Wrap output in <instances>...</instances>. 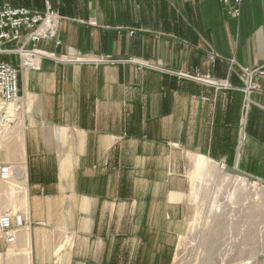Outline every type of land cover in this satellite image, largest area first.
Returning a JSON list of instances; mask_svg holds the SVG:
<instances>
[{
  "label": "crops",
  "instance_id": "1",
  "mask_svg": "<svg viewBox=\"0 0 264 264\" xmlns=\"http://www.w3.org/2000/svg\"><path fill=\"white\" fill-rule=\"evenodd\" d=\"M26 1L0 5L44 11ZM51 2L60 45L37 44L49 55L19 74L22 118L4 130L21 131L18 235L32 264H172L185 214L179 152L264 178V0L237 17L218 0ZM69 48L88 59L50 55ZM243 70L255 71L250 92Z\"/></svg>",
  "mask_w": 264,
  "mask_h": 264
},
{
  "label": "rangeland",
  "instance_id": "2",
  "mask_svg": "<svg viewBox=\"0 0 264 264\" xmlns=\"http://www.w3.org/2000/svg\"><path fill=\"white\" fill-rule=\"evenodd\" d=\"M69 49L73 50L72 48ZM65 54L60 55L63 56L62 61L71 62L70 58H76L75 56H65ZM95 60L106 61L102 57ZM250 84L254 88L246 90V92L256 89V85L252 81ZM245 85V89H247L248 82ZM247 105L246 100L244 106ZM20 132V129L15 130L12 137H9L4 131L0 132V146H2L0 154L3 155L2 151L6 150L11 154L10 159L14 157V161L5 158V162L15 165L16 174L22 178L25 166L17 162V157L21 154L20 142L17 141L19 138L17 135L21 134ZM196 154L199 153L179 152L177 162L171 165L174 172L176 171L182 178L185 186L184 193L178 196L179 202H182L185 207V214L172 264H264V218L262 219L257 215L251 218L244 202L241 203L235 197L229 198L228 193L231 192V186L219 181V177L207 175L194 182L191 179L193 167L190 157ZM15 155L17 156L15 157ZM205 158L208 162H213L217 170L228 168L249 179L264 183V178L247 174L238 166L218 162L208 156ZM20 167H22L21 172H19ZM11 183L13 187L17 186L16 183ZM194 184L198 188V197L195 200L190 197L191 188ZM20 187L25 186L20 185ZM8 189L9 183L0 181V213L11 212L16 214L19 211L22 213L21 211L27 207L25 203H28V197L24 198L23 192L20 193L17 188H15L14 193L9 192L10 189ZM213 196H215L217 203H212ZM217 205L219 207L215 209ZM247 232L248 235L246 236ZM19 240L17 250L23 249ZM10 249L11 247L3 248L0 253V264L14 262L15 259L9 260L8 250ZM15 261L16 264H26V260L22 257Z\"/></svg>",
  "mask_w": 264,
  "mask_h": 264
},
{
  "label": "built area",
  "instance_id": "3",
  "mask_svg": "<svg viewBox=\"0 0 264 264\" xmlns=\"http://www.w3.org/2000/svg\"><path fill=\"white\" fill-rule=\"evenodd\" d=\"M252 0H218L223 9L233 17L239 16L243 3ZM58 16L56 11L44 0V11H31L24 7L11 4L0 5V54H15L18 58L16 65L0 61V132L18 125L22 118L23 104L18 91L19 74L22 71L35 69L40 60L49 53L39 49L41 41L54 42L59 46L56 38ZM12 46V48L6 47ZM56 58L60 55L50 54ZM65 56L71 62H84L85 55L76 54L68 50ZM68 61V60H64ZM255 71L243 70L244 81L248 82L247 89ZM260 74H263L261 72ZM16 174V167L12 164L0 165V181L8 182ZM23 226V220L17 214L3 212L0 214V253L3 248L15 245L17 235Z\"/></svg>",
  "mask_w": 264,
  "mask_h": 264
},
{
  "label": "bare ground",
  "instance_id": "4",
  "mask_svg": "<svg viewBox=\"0 0 264 264\" xmlns=\"http://www.w3.org/2000/svg\"><path fill=\"white\" fill-rule=\"evenodd\" d=\"M61 59V58H60ZM63 60V59H62ZM20 142V141H19ZM22 149V144H20ZM0 146V152L2 150ZM5 158L10 159V155L8 151H2ZM192 162V173H191V179H193L194 182L198 181L199 178H203L207 175L210 176H217L219 177V181L228 183L231 186V192L228 193L229 198H236L238 200L245 203L247 212L251 218H254L256 215L260 216L262 219L264 218V183L257 182L252 179H249L239 173L233 172V170L225 168L222 170H217L215 167L216 165L213 164V162H208L207 158H205L202 155H192L190 157ZM224 168V167H223ZM22 167L19 168V172H21ZM22 176V175H21ZM26 174H25V168L22 178L16 174L9 183V192L14 193L15 188L19 190L20 193L23 192V197L27 198V191L26 187H20V185H26ZM16 183L17 186L13 187L12 183ZM202 186V185H201ZM22 191V192H21ZM216 195V194H214ZM191 199L195 200L198 197V188L196 187V184L192 185L191 192H190ZM212 203L215 202V196H213ZM237 203V202H236ZM240 204V202H238ZM243 203V205H244ZM214 206V205H213ZM219 205L215 207L217 209ZM253 228V227H252ZM248 235V232L246 236ZM19 237V239H18ZM21 244L23 249L17 250V244ZM22 241V242H21ZM29 237L28 234L20 237L17 236V241L15 245L11 246V249L8 250V256L9 260H18V258H24L26 260V264H31L30 259V243H29ZM10 264H16L15 261Z\"/></svg>",
  "mask_w": 264,
  "mask_h": 264
},
{
  "label": "trees",
  "instance_id": "5",
  "mask_svg": "<svg viewBox=\"0 0 264 264\" xmlns=\"http://www.w3.org/2000/svg\"><path fill=\"white\" fill-rule=\"evenodd\" d=\"M41 2L43 4V0H41ZM49 4L53 8L51 0H49ZM12 5H14V4H12ZM20 5H22V4H20ZM39 5H40V0H27L26 2H23L22 6H25V7H36V6H39ZM14 6H18V5L15 4ZM18 7H21V6H18Z\"/></svg>",
  "mask_w": 264,
  "mask_h": 264
}]
</instances>
